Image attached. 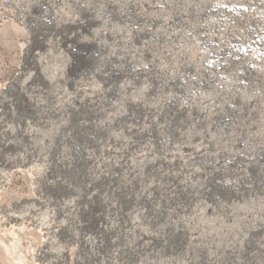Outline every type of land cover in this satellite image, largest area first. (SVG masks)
<instances>
[{
	"label": "bare ground",
	"instance_id": "6f19581e",
	"mask_svg": "<svg viewBox=\"0 0 264 264\" xmlns=\"http://www.w3.org/2000/svg\"><path fill=\"white\" fill-rule=\"evenodd\" d=\"M88 3L90 16L83 13V19L75 11L56 15L47 3L50 24L57 16L62 23L75 21L84 31L78 42L90 48L72 51L81 55L73 64L83 99L71 116L79 127L74 142H56L48 151L63 176L46 174L45 183L54 185L47 193L58 201L74 198L69 209L80 206L78 223L97 239L104 236L97 252L116 264L127 258L132 264H264V209L254 210L247 236L227 232L219 245L197 225L202 213L227 218L250 195H261L256 201L264 204L262 167L246 168L237 143L264 106L258 72L264 0ZM116 19L139 30L119 33ZM146 78L147 94L135 100L129 81ZM253 139L254 145L261 141L254 147L263 163L264 130ZM201 144L211 154L198 159ZM142 150L148 152L134 160Z\"/></svg>",
	"mask_w": 264,
	"mask_h": 264
},
{
	"label": "rangeland",
	"instance_id": "374dc122",
	"mask_svg": "<svg viewBox=\"0 0 264 264\" xmlns=\"http://www.w3.org/2000/svg\"><path fill=\"white\" fill-rule=\"evenodd\" d=\"M73 1L0 0V264H116L112 257L107 259L97 252L98 245L105 246L104 236L97 239L85 224L78 223L80 206L69 209L76 206L74 198L65 202L56 200L54 193H47L54 185L45 183L46 174L63 176V167L57 166L59 161H52L48 154L50 147L56 142L64 145L74 142V132L79 127L71 116L83 99L76 87L79 79L73 64L75 59L81 60V55L76 58L72 51L79 47L90 51L89 46L80 45L83 38L80 34L84 31L75 21L62 23L63 19L57 16L50 24L47 17L51 9L47 3L56 9V15L75 11V18L90 16L89 0ZM72 3L80 6V10L70 6ZM144 9L142 6L138 12ZM151 9L147 10L154 14ZM114 24L119 33L139 30L134 25L119 23L118 19ZM89 33L88 30L84 36ZM260 66L258 72L264 76V64ZM146 80L129 81L137 91L135 100L147 94ZM226 85L229 87L230 83ZM253 99L250 97L246 102L252 104ZM255 108L253 105L250 111ZM158 114L159 111L155 115ZM259 116L256 126L250 124L242 129L237 143L248 160L246 168L260 164L264 173V159L263 163L259 161L254 147L261 141L253 144V135L264 130V106ZM61 133L69 136L58 137ZM202 148L205 145L196 150L198 159L211 154ZM219 150L217 147L212 153ZM146 152H137L133 159L140 162ZM259 198L262 196L250 195L233 205L227 214L231 222L221 213H202L197 223L199 230L207 229L218 245L227 240V232L234 238L247 236V223L254 210L264 209V204L256 201ZM123 264L132 262L127 258Z\"/></svg>",
	"mask_w": 264,
	"mask_h": 264
}]
</instances>
